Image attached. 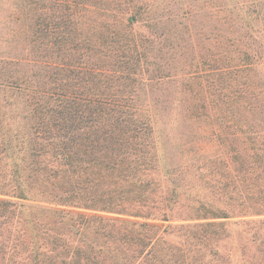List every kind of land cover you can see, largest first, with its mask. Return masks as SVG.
<instances>
[{"label":"trees","instance_id":"obj_1","mask_svg":"<svg viewBox=\"0 0 264 264\" xmlns=\"http://www.w3.org/2000/svg\"><path fill=\"white\" fill-rule=\"evenodd\" d=\"M0 11V264L246 260L224 244L242 222L227 210L243 201L214 205L189 190L212 173L206 160L188 175L207 155H188L184 141L196 131L193 73L179 76L190 101L176 107L120 103L116 89L145 70L168 77L143 58L192 42L205 18L225 56L264 61V0H0ZM164 145L182 153L175 165ZM244 161L256 195L255 161Z\"/></svg>","mask_w":264,"mask_h":264},{"label":"rangeland","instance_id":"obj_2","mask_svg":"<svg viewBox=\"0 0 264 264\" xmlns=\"http://www.w3.org/2000/svg\"><path fill=\"white\" fill-rule=\"evenodd\" d=\"M202 22L204 28L199 31L197 27L192 42L183 41L180 47L178 42L174 51L164 56L155 54V57L148 55L146 59L143 58L150 69L156 67L168 77L159 80L153 76L155 72L145 70L144 76L137 77V81L117 87V93L122 96L118 102L150 108L163 105L176 107L188 103L190 96L183 92L187 83L179 76L187 71L193 73L191 101L196 106L193 121L196 131L191 140L188 136L184 141L190 149L188 155L198 151L206 153L207 157H198L188 175L206 160H210L212 173L209 183L195 178V186L188 189L196 195L197 200L214 205L243 201L247 206L254 202L255 206L249 207V210L245 206L242 210L228 208L229 220L240 219L242 222L228 225L224 244L232 252L245 250L246 260L236 256L233 259L236 264H247V260L252 264H264V61L252 66L250 61L236 60L239 55L230 59L231 52L225 56V52L217 48L216 38L211 33V20L205 18ZM4 30V23L0 19V49L5 43ZM152 43L149 41V45ZM261 43L264 44V31ZM239 46H242V42ZM243 48L245 50L244 44ZM0 56L5 55L0 52ZM103 60L96 58L89 59V62L102 64ZM111 60L105 58L108 63ZM80 63H83V58ZM155 120L156 127L161 126L157 117ZM164 148L168 155L166 163H178L182 153L170 145H164ZM246 155H252L255 161V183L259 188L256 195L245 192L249 176L243 167ZM223 184L226 187L221 193L219 187ZM167 237L176 240L172 234Z\"/></svg>","mask_w":264,"mask_h":264}]
</instances>
